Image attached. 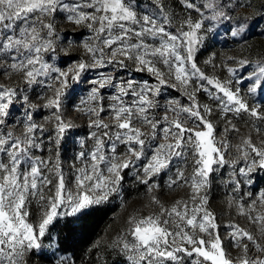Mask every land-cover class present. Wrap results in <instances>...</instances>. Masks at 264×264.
<instances>
[{"label":"snow or ice","instance_id":"1","mask_svg":"<svg viewBox=\"0 0 264 264\" xmlns=\"http://www.w3.org/2000/svg\"><path fill=\"white\" fill-rule=\"evenodd\" d=\"M178 2L0 0V264H68L66 243L129 177L149 211L98 262L264 264V59L200 60L220 28L264 35V3ZM215 186L248 226L221 234Z\"/></svg>","mask_w":264,"mask_h":264},{"label":"trees","instance_id":"2","mask_svg":"<svg viewBox=\"0 0 264 264\" xmlns=\"http://www.w3.org/2000/svg\"><path fill=\"white\" fill-rule=\"evenodd\" d=\"M148 3L149 0H144L145 5ZM262 3H264V0H255L253 9H259ZM236 43L240 44L242 50L245 52L244 59L251 60L252 62L264 59V35L261 34V29L259 27H254L251 31L246 32L235 41L227 33H225L224 36H221V34L214 36L209 50L204 52L201 57L208 55L209 52L213 50L214 53L212 57L214 58V63L219 65L221 62L227 61V59H221L218 51L222 48H230ZM216 70L219 73L221 72L219 68ZM224 73H226V71ZM241 123L242 121L238 123V127L240 128ZM69 149L73 154L71 145L68 146V151ZM67 157L70 158L71 156L68 155ZM143 194H145L143 186L137 185L135 181L129 177L124 185L122 196L118 199L113 198L110 202L98 206L96 210L86 218L83 229L66 243L65 246L67 251L64 255L68 257V264H72L73 258L76 259V264H103V261H97V257L106 254L108 250L105 245L115 239L119 234L126 219L130 216L129 208L133 205V202H135L134 200L138 199ZM222 197L223 195L219 186H215L211 194L210 203L213 202V199L221 200ZM219 204L220 207L223 205L222 202ZM212 210L217 218L219 214L221 215L223 213L220 208L217 209L214 207ZM97 244H99L100 247L93 248V246ZM33 264H35L34 261ZM108 264H113V257L111 255L108 256ZM117 264H119V262H117Z\"/></svg>","mask_w":264,"mask_h":264},{"label":"rangeland","instance_id":"3","mask_svg":"<svg viewBox=\"0 0 264 264\" xmlns=\"http://www.w3.org/2000/svg\"><path fill=\"white\" fill-rule=\"evenodd\" d=\"M254 1L255 0H253V3H254ZM149 2H150V0H149ZM168 2L172 6V8H174V10L177 13H179L181 11V8H180L178 0H168ZM147 5H145V6L147 7ZM252 10L253 9H248L247 11L251 12ZM243 11H245V10L237 9V14H241ZM61 28L63 30L64 26L62 25ZM69 30L79 31L78 29H71V28ZM219 31H220L221 36L225 35V32H224L223 28H220ZM213 53H214V51L212 50V51L209 52L208 55H204V56H202L200 58L202 67H205L203 65V61L205 59H208L209 57H212ZM218 54L221 57V59H227L228 57H235L237 59H240V58H244V56H245V52L242 50L241 45L238 44V43L234 44L230 48H222V49H220L218 51ZM206 71L210 75L214 74L211 65H208L206 67ZM215 71H216L217 74L219 73L217 70H215ZM223 75L227 76V74L224 73V72H223ZM77 123H81V121H77ZM240 126H241V128H240L241 129V134L242 135H247L248 132H249L248 128L244 126L243 122L240 124ZM222 127H223V125H221V128ZM84 130L86 131V127L83 128L81 131H84ZM252 135L255 138V132H253ZM236 142H237V139L234 136V138L232 139V143L235 144ZM72 151H73V149H72ZM68 152H63L62 153V155L64 156V158L66 160L68 159V157H67L68 155H70V156L72 155V152L70 151V149H69ZM219 188L221 190V193H222L223 197L221 198V200L213 199V202L210 203V208H211V210L214 207H216L217 209L220 208L221 211L223 212L221 215L219 214V216H218V223L221 225V228H220L221 234L222 235H226L225 225L229 221H236L239 224H241L242 226H248L247 222H246V220L244 218L237 217L236 214H235V210L234 209L230 210L227 207V205L224 203V200H225L224 193H225L226 190L223 189L220 186H219ZM260 189H264V173H257V181H256V184H255L254 191H257V190H260ZM185 193H186L185 189H177L175 192H171V193H168V192H165V191L162 190V192L161 193H157V195H160L161 199L165 203L170 204V203H172L174 201V199H179L181 197H184ZM118 198H120V196L116 197V199H118ZM134 201L135 202H133V205L129 208L130 209V212H129L130 215L133 214V213L146 214L149 211V209L145 208V204L147 203L146 194H143L142 196H140L138 199H135ZM221 202H222L223 205L220 207L219 203H221ZM232 254H233V256L236 255V250L235 249L232 250ZM58 255H59V253H58Z\"/></svg>","mask_w":264,"mask_h":264}]
</instances>
